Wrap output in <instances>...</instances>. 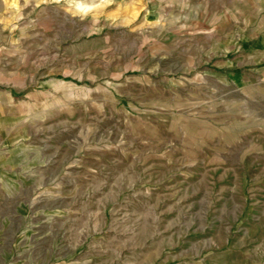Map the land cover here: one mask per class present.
<instances>
[{
    "label": "rangeland",
    "instance_id": "1",
    "mask_svg": "<svg viewBox=\"0 0 264 264\" xmlns=\"http://www.w3.org/2000/svg\"><path fill=\"white\" fill-rule=\"evenodd\" d=\"M257 11L0 0V264H264Z\"/></svg>",
    "mask_w": 264,
    "mask_h": 264
},
{
    "label": "crops",
    "instance_id": "2",
    "mask_svg": "<svg viewBox=\"0 0 264 264\" xmlns=\"http://www.w3.org/2000/svg\"><path fill=\"white\" fill-rule=\"evenodd\" d=\"M256 16L259 18L258 24L251 25L249 28L251 34L253 32L257 35H248L249 49L247 50L244 45L247 41H244L242 37L240 57L235 58L234 62L228 63L229 67L235 66V69L245 68L244 71L242 70L239 80L249 84L253 91L264 86V0H258ZM243 51H246L245 55H243Z\"/></svg>",
    "mask_w": 264,
    "mask_h": 264
}]
</instances>
